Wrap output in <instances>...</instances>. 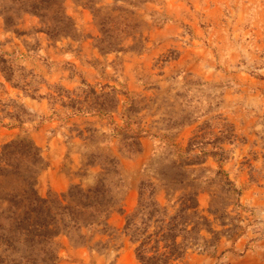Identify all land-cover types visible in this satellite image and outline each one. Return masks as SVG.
<instances>
[{
    "label": "rangeland",
    "instance_id": "1",
    "mask_svg": "<svg viewBox=\"0 0 264 264\" xmlns=\"http://www.w3.org/2000/svg\"><path fill=\"white\" fill-rule=\"evenodd\" d=\"M21 140L0 264H140L124 225L141 187L173 214L195 178L220 239L174 264H264V0H0V156ZM101 179L117 209L80 228L69 191Z\"/></svg>",
    "mask_w": 264,
    "mask_h": 264
},
{
    "label": "trees",
    "instance_id": "2",
    "mask_svg": "<svg viewBox=\"0 0 264 264\" xmlns=\"http://www.w3.org/2000/svg\"><path fill=\"white\" fill-rule=\"evenodd\" d=\"M23 141L25 140L14 141L5 146V152L0 156V166L8 160L9 150L11 155L18 148L20 150L24 148ZM216 175L224 176L225 179L222 177L221 179L227 193L235 192L233 185L222 172L219 171ZM198 181L200 179L195 178L179 183L182 187L176 188L187 190L191 186L194 191L184 193L179 198L178 209L173 214L167 206H161L154 200L156 187L152 185L141 187L139 205L135 212L126 218L124 225V234L135 245V256L140 264H174L185 259L189 250L209 253L211 246L219 241L220 234L213 230L209 219L199 211L198 193L194 186ZM146 191L150 193L148 199L144 197ZM69 192V204L63 209L66 210L65 214L70 216V220L79 221L80 228L83 226L95 228L103 224L119 204L111 194L110 186L102 179L90 189L81 190L73 187ZM47 203L48 200L37 198L33 202V215L42 217L50 214L53 207L47 206ZM57 205L58 208H62L60 201H57ZM216 212L210 211L214 215ZM104 224L107 227V223ZM203 231L212 234L213 237L207 239ZM230 231L225 230L223 234ZM84 238L83 236L82 244L86 246L88 241Z\"/></svg>",
    "mask_w": 264,
    "mask_h": 264
}]
</instances>
